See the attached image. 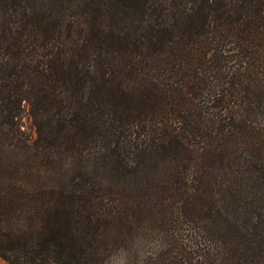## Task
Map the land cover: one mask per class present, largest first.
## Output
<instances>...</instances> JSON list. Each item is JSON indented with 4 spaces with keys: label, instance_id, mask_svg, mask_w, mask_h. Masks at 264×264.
Wrapping results in <instances>:
<instances>
[{
    "label": "trees",
    "instance_id": "trees-1",
    "mask_svg": "<svg viewBox=\"0 0 264 264\" xmlns=\"http://www.w3.org/2000/svg\"><path fill=\"white\" fill-rule=\"evenodd\" d=\"M114 253L264 264V0H0V259Z\"/></svg>",
    "mask_w": 264,
    "mask_h": 264
},
{
    "label": "rangeland",
    "instance_id": "rangeland-1",
    "mask_svg": "<svg viewBox=\"0 0 264 264\" xmlns=\"http://www.w3.org/2000/svg\"><path fill=\"white\" fill-rule=\"evenodd\" d=\"M18 123L20 125L21 131L29 139L35 138V129H34L31 117L28 112V107L26 105H23L22 107L21 113L18 117ZM154 241H157V240H154ZM147 248H154V245L150 243ZM119 262H120V254L114 253L109 259L106 260L105 264H118ZM0 264H8V263L5 260L0 259Z\"/></svg>",
    "mask_w": 264,
    "mask_h": 264
}]
</instances>
